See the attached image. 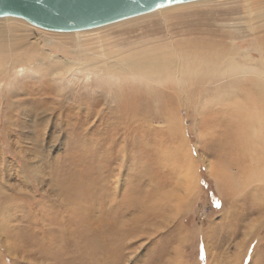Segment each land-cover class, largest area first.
<instances>
[{
    "label": "rangeland",
    "instance_id": "obj_1",
    "mask_svg": "<svg viewBox=\"0 0 264 264\" xmlns=\"http://www.w3.org/2000/svg\"><path fill=\"white\" fill-rule=\"evenodd\" d=\"M252 1L255 8H264L261 0ZM243 2L214 0L180 12H195L186 21L197 19L207 30L231 32L228 23H239L243 16L231 8ZM152 21L164 30L165 21L158 14L136 24L110 26L114 22L83 33L120 35L129 27L143 26L150 30L155 28L150 27ZM22 22L12 24L13 38L8 31L0 37V65L5 63L4 56L20 58L27 49L38 50V41L43 44L48 34L61 37L66 44L52 46L58 53H68L73 44L68 34L74 31H51ZM161 31L142 35L138 41L170 45L173 38ZM259 31L263 42L264 26ZM190 36L194 35H176L174 40ZM254 38H239L238 47L249 49ZM224 41L221 48L229 51L230 38ZM42 55L41 50L37 56ZM252 56L260 57L255 51ZM23 63L29 65L28 72L0 82V264H59L65 257L62 240L52 245L49 257L40 253L50 247L42 239L45 227L40 211L47 207L52 215H66L72 207H65H74L76 196L70 177H89L92 187L103 190L108 167L118 172L113 181L125 169L131 198L136 193L141 198L139 210L135 207L127 214L128 224L112 232L118 253L115 264H264V186L248 183L241 175V167L250 159L243 152L244 121L256 117L258 107L264 106V91L253 74L238 73L216 83L213 77L178 82L174 74L155 78L102 75L92 76L85 85V76L53 79L41 73L43 68L35 58ZM119 82L127 89L114 97L121 92L114 87ZM42 90L48 93L41 94ZM123 106L128 125L134 129L119 133L113 121ZM53 230L64 231L61 225H54ZM26 233L34 235L31 242L26 241Z\"/></svg>",
    "mask_w": 264,
    "mask_h": 264
},
{
    "label": "bare ground",
    "instance_id": "obj_2",
    "mask_svg": "<svg viewBox=\"0 0 264 264\" xmlns=\"http://www.w3.org/2000/svg\"><path fill=\"white\" fill-rule=\"evenodd\" d=\"M213 1L192 0L174 3L152 10L153 12L138 14L140 16L135 15L136 17L131 16L132 18L128 17L119 20V22H113L114 24L110 23V26H128L145 20L149 16L159 14L165 21V24H163L164 30L162 31L160 30L161 28L156 27L158 26L157 21H152V25L150 26L152 28L155 26L154 29L149 30L145 26L129 27L128 30L120 35H113V32L111 36L109 35L110 33L105 34L107 36H103L100 33L84 35L83 30L74 31L71 35H69L70 33L68 34L73 40V44L68 46V53H58L53 50L54 47L52 46L63 47L66 45L62 42L61 37H57L54 34H44L46 40H44L45 42L43 44L38 41L36 45L39 48L38 50L33 47L32 49H27L28 51L23 54V57L14 58L13 55H10L9 57L4 56L5 58H2L5 63L0 65V72L3 69L7 71L0 73V82L11 77L18 78L20 74L28 72L27 68H29V65L27 66L23 61L33 62L35 58L43 68L40 71L41 73L48 74L53 79L74 75L85 76L88 77L87 80L82 81L85 85L90 84L92 76L100 77L102 75L117 76L130 74L155 78L157 76L162 77L168 74H174L179 80L178 82H182V80L188 79L189 77L199 81L203 78L210 80L213 77L215 78L213 82L216 83L217 81H222L223 77H236L238 73H247L250 75L253 74L254 80L259 84V88H261L260 90L264 91V38L263 42L259 39V32H261L259 28L260 26H264V8H255L252 0H243L244 2L241 5L231 8L234 11L238 9V11L243 12L239 23H228L231 32L229 29L207 30L206 28L200 27L201 24H199L197 19L194 22L186 21L191 14L195 16V12L191 14L180 12L182 9H189L190 7ZM261 2V6H264V0H261ZM15 20L16 22L19 20H22V23L25 22L24 19L18 17H0V37L4 36L7 33L6 31H8L7 34L10 38L14 37L11 26L16 23ZM135 28H137V32ZM15 29L17 30L18 28ZM158 31L166 32L170 36L168 38H173L172 43L170 45L167 42L160 44L156 42L150 43V41L144 39L138 41L142 35L158 33ZM179 31H182V33L179 34ZM187 33L193 34L194 36L180 38L179 42H175L174 37L176 35H186ZM250 35L255 36L254 40L251 41L250 48H239V38L243 40ZM46 37L57 39L58 42H51ZM229 38L231 48L229 51H224L221 48L222 42H225L224 40H228ZM42 46L46 48H42ZM41 50L43 51V55L38 57L37 55L40 54ZM254 51L258 52L259 59L252 56ZM31 67L36 69L35 65ZM114 87L120 88L121 90L114 97H121L124 87L127 89L122 82H119ZM46 91L42 90L41 94H47L48 92ZM135 97L138 98L139 95L136 94ZM141 98L143 97H140L139 100ZM258 109L259 113L256 117H248L244 121L246 144L243 152L245 156L249 155L250 159H247V163L243 164V168L241 167V175H243V179L248 183L254 182L264 186V106L262 105L261 109L260 107ZM124 111L125 106H123V114L121 113L117 120L113 121L115 124L114 129H117L119 133L134 129L133 124L128 125L130 120L129 118L126 119ZM252 115L253 113L251 111L250 116ZM249 165H252L250 170ZM34 168H32V171L37 175L38 172L35 170L37 167ZM107 169L109 170V175L102 182L101 186H104L103 190L92 187L89 183V177L82 179V181L76 176H71L72 174L69 175L71 176L69 179L71 188H69L73 193L75 192L74 194L76 196L73 195L74 207L71 202V205L65 208L69 209L72 207L73 211L72 209L70 211L67 209L68 213L61 217L57 211V213L53 212L54 214L52 215V211L50 212L47 207L40 211L41 217L39 220L43 222L45 227L43 231L45 235L42 239L50 243V247L41 250V255L49 257L53 253L52 245H56L62 240L65 257L60 260L59 264H115L113 259L117 251H115L114 245H112V242H115V239L112 240V232L115 234L118 226L128 224L126 223V220H129V215L127 216V214L130 213V209L134 210L135 207L136 210L137 208L139 210L141 198L138 199L139 194L136 192V197L131 198L132 193L127 188L128 179L125 175V169L123 170L124 177H121L123 175L121 174V169L119 170V178L114 181L111 178L116 176L118 172H115L114 167L112 170L110 167ZM20 170L19 172L24 174L23 170ZM246 171H248L247 175H245ZM61 173L63 172L61 171ZM61 177L63 176L61 175ZM67 178L69 177L67 176ZM117 197L120 199L116 200ZM0 223L2 224L1 219ZM54 225H61L64 229L63 233L57 234L53 230ZM51 230L54 231V237H52ZM33 236L26 233V241L31 242ZM121 236L125 237L124 234ZM122 242L123 240H120V243Z\"/></svg>",
    "mask_w": 264,
    "mask_h": 264
},
{
    "label": "water",
    "instance_id": "obj_3",
    "mask_svg": "<svg viewBox=\"0 0 264 264\" xmlns=\"http://www.w3.org/2000/svg\"><path fill=\"white\" fill-rule=\"evenodd\" d=\"M192 0H0V17L13 16L52 31L100 27Z\"/></svg>",
    "mask_w": 264,
    "mask_h": 264
},
{
    "label": "snow or ice",
    "instance_id": "obj_4",
    "mask_svg": "<svg viewBox=\"0 0 264 264\" xmlns=\"http://www.w3.org/2000/svg\"><path fill=\"white\" fill-rule=\"evenodd\" d=\"M216 206H219V201H216Z\"/></svg>",
    "mask_w": 264,
    "mask_h": 264
}]
</instances>
